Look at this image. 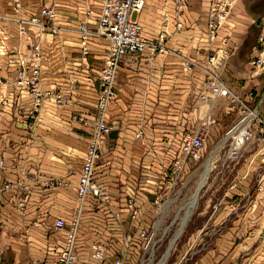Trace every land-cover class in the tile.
Listing matches in <instances>:
<instances>
[{"label":"crops","instance_id":"1","mask_svg":"<svg viewBox=\"0 0 264 264\" xmlns=\"http://www.w3.org/2000/svg\"><path fill=\"white\" fill-rule=\"evenodd\" d=\"M101 1L25 0L27 10L42 4L54 7L60 26L56 34L30 28L45 54L41 88L58 91L64 98L61 104L47 100L35 118L30 114V92L13 85L17 62L8 51V44H17L13 26L4 36L5 48L0 45V183L11 185L0 196V264H56L63 247L65 232L53 228L54 220L69 222L76 212L78 174L108 47L105 40L93 37L83 53L78 29L83 22L95 27ZM209 3L186 0L178 12L173 0H146L136 14L144 35L165 34V50L127 54L121 61L117 97L108 108L112 130L101 142L95 168V179L108 196L104 201L89 197L82 205L75 264H114L121 254L125 264L136 262L141 253L139 229L148 228L164 206L160 200L172 185L175 160L186 173L205 154L209 158L204 170L219 158L227 142L225 132L239 117L240 103L224 93L209 102L199 99L210 53L227 49L221 76L242 102L258 105L264 116V70L254 71L250 63L264 40V0H236L212 42L206 34ZM207 113L215 122L205 134L202 158L191 160L182 154L181 138L200 128ZM74 114L85 122L72 119ZM232 175L219 202H203L202 208L215 203L216 210L210 208L213 215L201 221L199 246L186 248L190 252L186 263L264 264V145L248 141ZM48 178L65 183L47 188ZM94 243L104 246L103 259L92 258Z\"/></svg>","mask_w":264,"mask_h":264},{"label":"built area","instance_id":"2","mask_svg":"<svg viewBox=\"0 0 264 264\" xmlns=\"http://www.w3.org/2000/svg\"><path fill=\"white\" fill-rule=\"evenodd\" d=\"M178 12L186 6V0H173ZM236 0H210L207 10L206 34L209 42L215 41L222 25L229 19ZM146 0H102L97 22L94 29L87 27L83 22L79 25L80 42L83 53L88 52L87 43L91 38L98 37L107 42V53L102 67L99 71V86L93 117V129L85 148L83 163L79 171L77 191L80 196L92 193L101 195L103 184L95 181L94 171L98 160L101 158L100 145L105 135L109 134L112 126L107 120V110L114 102L116 93V77L123 57L127 54L150 55L163 53L165 34L160 33L156 37L146 36L142 32L141 24L136 19V14L144 7ZM17 8L21 7L20 0H16ZM57 13L54 7L44 6L39 9V16L22 20L18 26L21 36L30 40V28L36 26L40 32L47 29L53 33L59 32L60 26L55 22ZM179 16V15H178ZM181 21L176 22V28L181 27ZM228 56L227 49L223 46L214 50L207 56L206 66L203 68L205 78L204 87L199 94V99L205 102L213 100L223 93L230 97L233 102L240 103V114L237 120L225 132L227 137V158L237 161L241 155L244 145L253 139L264 145V116L260 115L258 105L248 106L242 102L227 85L221 76L220 68ZM15 67V78L13 83L20 88H27L32 96V110L37 112L44 101V94L40 90L39 61L42 58L41 46L33 41L30 57L19 55ZM254 71L264 70V48L250 61ZM191 65V62L187 63ZM50 96L49 90L43 91ZM252 93H250V96ZM62 102L61 94L56 93L53 97ZM74 118H76L74 116ZM245 121V122H244ZM215 119L207 113L200 128L187 131L181 139L182 154L191 160H200L202 151L206 144L205 132ZM140 135V134H139ZM179 159L175 160L174 167L179 169ZM49 180L45 184L49 186ZM11 187L9 183H0V196ZM130 202V206H131ZM78 211L67 224L63 218H55L54 229L65 230L64 244L56 257V264H75L77 254L75 252L77 234L79 230ZM67 228L65 229V227ZM92 258L100 260L105 257V248L100 243L92 244ZM114 264H125L123 254L114 260Z\"/></svg>","mask_w":264,"mask_h":264},{"label":"rangeland","instance_id":"3","mask_svg":"<svg viewBox=\"0 0 264 264\" xmlns=\"http://www.w3.org/2000/svg\"><path fill=\"white\" fill-rule=\"evenodd\" d=\"M20 2H21V7L17 8L16 0H0V45L5 46L4 36L9 34V31H11V28L13 26L16 32L17 44L16 45L8 44L9 45L8 51L9 53H13V55L15 56L16 62H18V60L20 59L19 55H23L24 57H27V58L30 57V50H31L33 41L38 42L41 46L40 40L37 39L39 38L38 36L34 38L33 35L30 34L29 35L30 40H28L20 35L19 30H18V26L21 23L20 21L29 20L31 17L39 16L40 8L44 6H50V5L42 4L39 6V8H37V10L32 11V10L26 9L25 0H20ZM55 22H56V19H55ZM9 26L11 27L9 28ZM33 27H36V26H33ZM37 31L41 33L38 30V28H37ZM261 48H264V40L261 43ZM41 54H42V58L39 61L40 90L44 94L43 95L44 101L40 105L37 112H34V110H32L33 105H31L30 114L34 118L38 116L42 105L47 100H52L56 104H61L64 102V98L60 92L49 90L51 94L49 97H47L48 95H45V93L43 92L47 90H43L41 88L40 68H41L43 58L45 56L44 51L42 49H41ZM13 85L17 87L14 83ZM98 86H99V79H98ZM17 88H20V87H17ZM56 93L61 94L62 102H58L56 99L52 98ZM116 93H117V90H116ZM263 97L264 95L262 96V98ZM258 103H261V100ZM94 113H95V109H94ZM94 113H93V117H94ZM74 116L76 118H74ZM72 119L85 122L82 115L74 114L72 115ZM107 120H108V110H107ZM92 124H93V121H92ZM205 139H206V136H205ZM227 145H228V142H225L224 148L222 147L219 151V158H216L214 160V163L208 173L209 177L207 176L205 186H203L201 188L202 190H200L199 192L200 194L198 197V201L192 213L190 214L189 219L187 220L182 232L180 233V235L174 242L172 248L170 249V252L168 250L169 253L167 255L165 264H188L185 262V260L190 256V252L188 250H195L199 246V241L196 238V236L199 233V231H201V229L198 227H200L201 221L204 222L206 220H209L210 217L213 215L212 214L213 212H210V208L212 210V209H215L216 207V204L213 203L211 207L202 208L203 207L202 204L203 202H219L225 189L227 188L228 184L230 183V181H232V178H233L232 170L234 166H236V161H230L227 157L222 158L223 151L227 150ZM207 155L208 154H205V156H203V158L200 161L192 162V164L190 165L186 173H183L181 168L177 170L175 169L176 170L175 176L173 180H171L172 185H170V189L168 190V192L163 194L160 200V202H162L164 206L162 205L163 207L161 208L160 212H157L154 218H152V221L149 224L148 228L142 227L139 229L140 239H139L138 244L141 249V253L137 256L136 262L131 263V264H159L161 262V259L163 258L164 254L167 252V249L171 243V240L175 237L176 232L180 228L183 218L185 217L186 208L184 207L189 203V200L191 196L193 195V193L195 192L196 187L200 181V178L204 170V163L209 158V157L207 158ZM0 165H2L1 160H0ZM78 178H79V174H78ZM94 178H95V171H94ZM47 180H49V182H52V184L49 183V186L45 184L47 188H56L65 183L62 180H56L54 178H48ZM95 181L97 180L95 179ZM98 183H101V182H98ZM76 196H77L76 197L77 208H76V212L74 216L77 214L78 211L81 212L82 205L84 201L87 200V198L91 197L92 199H95V200L104 201L107 199L108 195L105 192V189L103 188L101 195L96 196L92 193H87L84 196H80L78 194L77 185H76ZM128 202L130 206V202L133 203L132 198ZM132 203H131L130 209L133 211ZM133 213H135V211H133ZM70 221L67 222V224H69ZM79 221H80V215H79ZM79 226H80V223H79ZM66 228L67 226L65 227V229ZM63 231L65 232V230ZM186 248H188L187 251H186Z\"/></svg>","mask_w":264,"mask_h":264},{"label":"bare ground","instance_id":"4","mask_svg":"<svg viewBox=\"0 0 264 264\" xmlns=\"http://www.w3.org/2000/svg\"><path fill=\"white\" fill-rule=\"evenodd\" d=\"M245 122V121H244ZM211 163V161H210ZM209 170H210V167H206L201 178H200V181L196 187V190L195 192L193 193V195L191 196L190 200H189V203L184 207L186 208V214H185V217L183 218V221L180 225V228L178 229V231L176 232V235L175 237L171 240V243L167 249V252L164 254L163 258L161 259V262L159 264H165L166 262V259H167V255L168 253L170 252V249L172 248L174 242L176 241L175 239L179 236V234L181 233L182 229L184 228L185 224H186V217L188 218V215L192 213L197 201H198V197H199V192L200 190H202L201 188L203 186H205V182H206V179H207V176H208V173H209ZM209 177V176H208ZM186 219V220H185ZM169 250V252H168Z\"/></svg>","mask_w":264,"mask_h":264}]
</instances>
